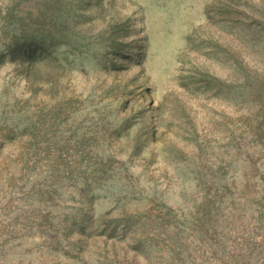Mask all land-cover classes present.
<instances>
[{"label":"rangeland","instance_id":"374dc122","mask_svg":"<svg viewBox=\"0 0 264 264\" xmlns=\"http://www.w3.org/2000/svg\"><path fill=\"white\" fill-rule=\"evenodd\" d=\"M0 264H264V0H0Z\"/></svg>","mask_w":264,"mask_h":264}]
</instances>
